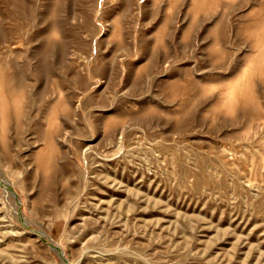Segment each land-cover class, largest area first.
Returning <instances> with one entry per match:
<instances>
[{"label":"rangeland","instance_id":"374dc122","mask_svg":"<svg viewBox=\"0 0 264 264\" xmlns=\"http://www.w3.org/2000/svg\"><path fill=\"white\" fill-rule=\"evenodd\" d=\"M0 264H264V0H0Z\"/></svg>","mask_w":264,"mask_h":264},{"label":"bare ground","instance_id":"6f19581e","mask_svg":"<svg viewBox=\"0 0 264 264\" xmlns=\"http://www.w3.org/2000/svg\"><path fill=\"white\" fill-rule=\"evenodd\" d=\"M44 235H45V233H44ZM46 236V235H45Z\"/></svg>","mask_w":264,"mask_h":264}]
</instances>
